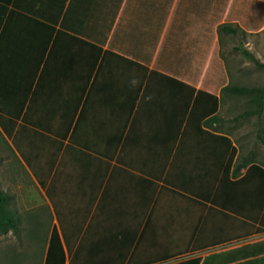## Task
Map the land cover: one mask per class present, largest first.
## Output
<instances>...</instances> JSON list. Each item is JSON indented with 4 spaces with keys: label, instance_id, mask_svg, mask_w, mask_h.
<instances>
[{
    "label": "crops",
    "instance_id": "crops-1",
    "mask_svg": "<svg viewBox=\"0 0 264 264\" xmlns=\"http://www.w3.org/2000/svg\"><path fill=\"white\" fill-rule=\"evenodd\" d=\"M152 68L135 97L107 70L68 79L59 64L34 80L11 135L0 126L18 227L12 182L29 228L47 221L43 264L54 228L64 264H264V115L229 119L221 99L217 131L179 127Z\"/></svg>",
    "mask_w": 264,
    "mask_h": 264
},
{
    "label": "trees",
    "instance_id": "trees-1",
    "mask_svg": "<svg viewBox=\"0 0 264 264\" xmlns=\"http://www.w3.org/2000/svg\"><path fill=\"white\" fill-rule=\"evenodd\" d=\"M228 3L229 0H0V126L11 135L34 80L50 70L59 72V64L62 76L68 79L87 81L107 70L109 78H125V89L121 91L134 97L147 78L141 70L148 71L152 65L148 79L154 74L160 78L158 92L164 97L171 122L179 120L181 127L186 121L202 130L206 127L217 131L214 128L221 120V97L196 88L188 76L201 32L214 26L228 34L242 31L240 25L223 21ZM12 19L17 26L13 32ZM263 24L261 18L256 26ZM238 48L245 57L259 63L254 53ZM108 56L114 59L105 70ZM223 90L249 96L253 107L246 109L244 116L264 115V85H227ZM11 198L0 187V235L18 229ZM64 263L63 244L54 228L45 264ZM167 264H202V260L196 257Z\"/></svg>",
    "mask_w": 264,
    "mask_h": 264
},
{
    "label": "rangeland",
    "instance_id": "rangeland-1",
    "mask_svg": "<svg viewBox=\"0 0 264 264\" xmlns=\"http://www.w3.org/2000/svg\"><path fill=\"white\" fill-rule=\"evenodd\" d=\"M261 18L264 20V0H229L223 21L240 25L242 31L228 34L219 32L217 26H214L199 35L200 41L196 46L188 80L196 88H203L220 96L225 105L221 100L223 106L219 113L229 119H234L239 112L253 107V104L248 95L224 92L225 86L264 85V24L256 26ZM239 46L254 53L259 63L245 57ZM262 121L264 122V116L261 123ZM3 171L4 164L0 167L1 182H5ZM10 185L13 192L17 189L14 193V206L17 210L21 208L22 212L19 214L22 221L16 231L10 230L0 235V264H43L47 247L45 241L50 232L46 229L47 221L40 222L38 225L41 228L38 230L29 228L26 222L28 213L24 211L26 201L18 195L17 183L12 182Z\"/></svg>",
    "mask_w": 264,
    "mask_h": 264
}]
</instances>
